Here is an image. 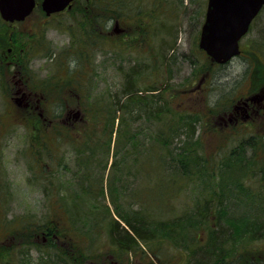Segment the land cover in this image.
I'll return each instance as SVG.
<instances>
[{
	"label": "rangeland",
	"instance_id": "obj_1",
	"mask_svg": "<svg viewBox=\"0 0 264 264\" xmlns=\"http://www.w3.org/2000/svg\"><path fill=\"white\" fill-rule=\"evenodd\" d=\"M40 1L37 0L35 10L22 22L12 25L0 18V219L26 217L35 223L49 216L50 198L43 194V185L59 190L61 199L52 198L55 202L67 200L62 197L65 190L79 191L80 187L84 188L86 183L91 181L92 184L99 185L97 179L103 173L102 183L105 184L104 178L111 175V172H108L111 158L104 169L100 165L94 167L91 164L81 165L70 143H67L69 144L67 149L66 144L63 143L56 153L58 158L53 155L49 160L50 158L42 153L40 157L46 165V173L40 176L41 171L37 173V169V172H33L30 167L31 160H29L34 156L32 146H39V143L34 141V137L40 135L31 136L29 134L31 127L28 125L30 122L27 121L31 117H37L36 124L43 123L45 126H50L57 121H63L64 117L68 123L80 119L82 111L78 89L82 87V93L88 94L91 99L105 90L116 91L122 84L123 73L129 69L135 59L134 52L120 50L116 46H106L102 50L99 49L93 59L92 57L85 58L86 72L81 80L83 82L80 81L71 90L62 94V97L60 94L63 87L61 86H52L53 88H47L46 91H44L45 88H38L39 82L54 80L53 77L63 73L66 69L67 56L58 57V55L61 49L68 46L71 41L65 28L70 15L64 13L60 14V17L54 15L44 18L40 13L44 14L40 8ZM181 1L182 5L186 6L187 13L180 12L183 7L178 5L176 7L179 11L178 15L184 16L183 18L179 16L176 20H183H178L179 24L169 23L171 30L177 32L178 35L175 45H170L172 37L168 33L158 31V36L155 35L153 41L154 54L152 57L140 58L142 74L138 83L142 85L144 80H152L155 77V68L150 60L155 59L157 63L159 59L161 33L165 38L163 52L171 64L169 83L172 89L178 92L174 103L187 115L183 118L187 124L182 128L179 126L177 130L179 134L172 140L169 148L174 153L180 152V147L187 146V143L192 141L197 155L206 160L200 161L206 164V167H203L204 170H210L209 174L214 172L215 176L203 174L197 178L196 175L191 174L187 178L188 181L184 180L174 185L164 183L168 175L161 163L153 168V171H148L150 176L146 179L142 172H137L136 175L131 173L135 169L134 166L128 167L126 163L124 165L121 163L119 168L114 169L116 174L114 185L120 190L122 187H129L136 191L141 186L146 188V197L152 198L154 203L149 202L147 198H137L133 191L129 196L126 195V191H123V195L120 193L119 198L121 204L132 206L130 208L137 211L142 210L143 213L140 216L145 218L149 226L151 218L161 217L158 219H162L178 215L185 209L184 203L189 204L186 210L190 212L194 201L212 197V204H219L216 208L219 206L220 210L216 215L208 216V219L210 218L218 228L209 231L205 228L207 224L205 223V226L199 229H186L188 237L185 240L182 239V243L171 242L157 245L161 248L160 253L157 252V254L162 261H157L149 255L139 259L137 254L131 257L123 251H116L107 237V232L102 228L93 236V242L90 244L93 258L88 261V264H92L91 262L93 264H98V262L99 264H139L141 260V264H161L164 261H168L167 264H179L178 260L191 256L197 261L200 258L212 261L213 254L209 246H212L214 241L215 245H218V242L223 239L228 241L227 248H231L230 252L232 248L234 249V264H239L241 253L243 257H246L244 253L247 252L250 255L254 252L259 260L264 261V237L255 238L250 236L249 232L244 231L238 214L241 209L245 210L264 204V189H261V185H258L260 181L257 180L261 176L258 167L264 166V151L261 149L262 153L255 154V151L260 150L254 151V148L248 146L247 142L249 138H253L255 141L259 140L264 143V117L254 114L253 118L248 121L240 118L237 121L228 119L233 116L230 112L239 97L253 96L264 89V7L240 40L241 54L224 64L209 66L210 69H204L200 77L194 74V71L196 72L194 67L198 66L199 61L202 60V53H199L197 46L200 25L196 26L194 18H196V12H199L198 14L201 12L200 21L202 22L206 0H178L177 2ZM192 11H194L193 14ZM66 15L67 18H65ZM15 33L21 36L20 39L24 42L17 49L12 39ZM28 34L30 37L26 39ZM33 34L42 35L40 37L43 41L42 47L37 45L38 39L35 40ZM109 35L118 42H120L119 37L123 36L119 27H114L109 31ZM122 44L123 42L118 45L121 47ZM144 61H147L146 65ZM72 66L70 64L69 68L71 69ZM50 76L53 77L49 78ZM23 81L27 83L24 84ZM22 90L26 92L27 97L21 98ZM60 98L63 99L64 108L61 109V115H57L60 111L57 104ZM153 100L161 103L156 96ZM141 110H143L141 111L142 118L140 116L135 124L142 126V131L137 138L146 146L149 144L147 143L148 138L152 137L151 134H155L157 122L154 123L152 120L145 122L144 109ZM172 123L173 126L180 125L179 120H174ZM47 128L53 129L52 126ZM256 131L260 132L256 133ZM47 135L55 136L54 132H47L45 136ZM239 141H242L241 145H238ZM138 147L141 151L143 150L141 143ZM126 148L127 145H124L123 149ZM144 150L146 153L147 150ZM91 168L90 173L88 170ZM128 168H131L130 171ZM141 168L144 169L143 166ZM246 175L248 178L245 179ZM44 177L48 182L51 180L53 183H45ZM86 178L89 180H85ZM171 178L177 179L174 172ZM261 183L264 185L263 179ZM177 186H179L178 189ZM98 199L111 208L113 207L107 195ZM61 210H65L64 205H61ZM152 214L154 216H150ZM82 218H87V216L83 215ZM81 223L85 228L91 226L89 220L83 219L78 225ZM29 227V230H24V235L32 230L33 227ZM91 232L89 229L87 235H91ZM10 234L20 235V232L17 233L14 227L9 230L0 227V244L13 245L12 264H44L47 260L44 254V248L47 246V238L43 236L45 234L35 236V242L40 248L28 245L26 236L20 239L16 237L7 239ZM82 237L78 235L74 239L81 245L82 243L87 244L86 238ZM71 238L73 239L72 236ZM141 244L145 245L148 251V245ZM244 247L247 251L243 252ZM193 249L197 251V255L192 254ZM48 264L54 263L49 262Z\"/></svg>",
	"mask_w": 264,
	"mask_h": 264
},
{
	"label": "trees",
	"instance_id": "obj_2",
	"mask_svg": "<svg viewBox=\"0 0 264 264\" xmlns=\"http://www.w3.org/2000/svg\"><path fill=\"white\" fill-rule=\"evenodd\" d=\"M177 1L75 0L72 7L64 12L70 15L65 28L70 35L71 41L68 46L61 49L58 57L67 56L66 69L55 77H49L55 78L54 80L39 82L38 85L40 86L38 88H45L44 91H46L47 88L61 86L63 87L60 94L62 97V94L79 84L85 75V58L92 57L93 59L95 53L106 46H116L120 50L134 52L135 62L132 61L129 69L123 73L122 84L114 92L105 90L91 99L88 94L82 93V87L78 89L82 111L80 119L68 123L64 120V117L63 121H57L50 126H45L43 123L41 125L36 124L37 117H31L27 121L30 122L28 125L31 127L29 134L31 136L40 135L34 137V141H37L39 146H32L34 156L29 158L33 172H37L36 170L38 169L37 173L41 171L39 173L40 176L44 172L46 173V165L43 160L41 161L40 157L42 153L46 154L50 158L49 160H51L53 155L58 158L56 153L63 143L66 144V149L69 146L67 143H70L71 148L79 157L81 165L91 164L93 167L100 165L104 169L111 158L108 169L111 175L108 178H104L105 184L102 183L103 173L97 179L99 185L96 183L92 184L90 180L91 182L86 183L84 188L80 187L79 191L74 189L65 190V196L62 195V197L67 200L55 202L53 199H61L59 190H53L51 187L47 188L43 185V194H45V197L50 198L49 216L45 220L35 223L26 217H15L7 220L3 217L0 219V227L8 230L14 227L17 233L20 232V235H8L7 239L13 237L20 239L26 236L28 245L40 248L35 242V236L37 234H45L43 236L47 238V246L44 248V254H46L47 260H45L44 264L49 262L54 264H88V261L93 258L90 251L93 236L102 228L107 232V237L116 251H123L127 255H131V257L133 254L136 256L137 249L140 248L139 242H141L148 245V251H145V256L149 254L157 261H162L157 254L161 248L157 245L171 242L182 243V239L185 240L188 237L185 232L186 229H199L205 226V223H207L205 228L209 231L218 228L217 225L211 222L210 218L208 219V216L212 217L220 210L219 206L216 208V205L219 204H212V197L194 201L190 212L186 210L189 204L187 203L188 205H186L184 203L185 209L178 215L163 217L162 219H158L161 217L148 218L149 226L145 218L140 216L143 213L142 210L139 209L137 211L130 208L132 206L121 204L119 198V194H122L123 191H126L128 196L133 191L137 198H147L149 202L154 203L152 198L146 197V188L141 186L136 191L129 187H122L121 191L120 188H116L114 185L116 180L114 169L119 168L121 163L123 165L126 163L128 167L134 166L135 169L131 173L136 175L137 172H142L145 179L150 176L148 171H153V168L161 163L166 175H168L165 177L164 183L174 185L184 180L188 181L187 178L191 174L196 175L197 178L203 176V174L215 176L214 172L209 174L210 170H204L206 164L200 161L206 160L197 155L192 141L188 142L187 146L180 147V152L174 153L169 148L172 140L179 134L177 131L179 126L182 128L187 124L183 119L187 115L182 109L177 108L174 103L178 92L172 89L169 83L171 64L163 52L165 38L161 33L159 38V59L157 63L154 61L155 59L150 60L151 65L155 68V79L144 80L142 85L138 83L142 74L140 72V58L152 57L155 50L153 41L155 35L158 36V31L168 33L172 37L170 45H175L178 35L177 32L171 30L170 24H179L178 20L183 19L176 20V18L179 16L183 18L184 16L178 15L179 11L176 10V7L178 5L183 7L180 12L187 13L186 6L182 5L183 2ZM40 13L46 18L42 12ZM191 13L193 14L194 11ZM198 13L196 12V18H194L196 26L201 23L200 16L202 14L201 12L200 14ZM56 16L60 17V14ZM65 18H67V15ZM109 21H111L110 26ZM114 27H119L123 34V36L119 37L120 42L109 35V31ZM20 37L15 33L14 38H12L15 41V47L17 46L16 49L23 42ZM28 37H30L29 34L26 39ZM40 37L42 35L33 34V38L35 40L38 39L37 45L42 47L43 41ZM121 42L123 44L120 47L118 44ZM199 53H202V60L199 61L198 66L194 67L196 69L194 74L196 73L201 77L203 70L210 69L208 67L214 63L203 51L200 50ZM257 57L259 58L258 55ZM144 63L146 65L147 61H144ZM70 64L73 65L71 69L69 68ZM23 82L24 84L27 83L26 81ZM68 95L72 96V94ZM155 96L161 103L153 100ZM57 104L60 110L57 115H61V109L64 108L63 99L60 98ZM141 109H144L145 122L150 120L154 123L157 122L155 134H151L152 137L148 138L147 143L149 144H146V146L137 138L142 131V126L135 124L141 116V111H143ZM188 118L191 117L188 116ZM174 120H179L180 125L173 126L172 122ZM51 126L53 129L47 128ZM181 128L180 131L182 130ZM47 132H54L55 136H45ZM189 135L191 136V134ZM252 140L253 138H249L247 141L249 143L248 146H252L254 151H261V149L264 151V143L259 140H253L254 143L252 144ZM140 143L143 146L142 151L138 147ZM241 143L242 141H239L238 145H241ZM124 145H127L126 149H123ZM144 149L147 150L146 153ZM252 164L254 165V163ZM142 166L144 169L141 168ZM92 168L88 170L90 173ZM130 169L128 168V171ZM173 172L176 174V180L171 178ZM258 172L261 174L257 178L260 181L258 185H261L260 187L263 190L264 185L261 180H264V166H259ZM168 179H170L169 182ZM43 181L47 184L52 182L51 180L48 182L45 177ZM178 188L179 186H177ZM105 195L108 196L110 204L113 206L112 208L98 199ZM158 201H160L159 198ZM61 205L65 206V210L60 211ZM238 214L244 231L249 232L250 236L255 238L264 237V204L255 205V207L252 206L245 210L241 209ZM78 215L80 216L78 217ZM83 215H86L87 218H82ZM150 216H154V214ZM83 219L89 220L91 226L85 228L82 223L78 225ZM29 226L33 227L32 230L24 235V230H29ZM89 229L92 231L91 235H87ZM78 235L86 238L85 242L87 241V244L82 243L81 245L80 242L77 243L74 237ZM214 237H217L215 232ZM215 244L214 241V244L209 246L211 247L210 252L213 254L212 261L202 258L197 261L195 257L192 258L191 256L186 259L182 258L177 262L179 264H234V249L232 248V252H230L231 248H227L228 241L223 239L218 242V245ZM12 248L13 245L0 244V264H12ZM242 250L243 252L247 251L246 247L242 248ZM192 254L197 255L198 253L193 249ZM244 254L246 257H243V253H241L239 264H259L262 261L256 257L257 255L254 252H251V255L249 252ZM91 263L93 264V262ZM167 263L168 261L161 262V264Z\"/></svg>",
	"mask_w": 264,
	"mask_h": 264
},
{
	"label": "water",
	"instance_id": "obj_3",
	"mask_svg": "<svg viewBox=\"0 0 264 264\" xmlns=\"http://www.w3.org/2000/svg\"><path fill=\"white\" fill-rule=\"evenodd\" d=\"M72 1L41 0L40 7L49 15L69 8ZM263 4L264 0H207L198 47L217 63L239 54V39ZM35 5L36 0H0V17L7 22L21 21Z\"/></svg>",
	"mask_w": 264,
	"mask_h": 264
},
{
	"label": "flooded vegetation",
	"instance_id": "obj_4",
	"mask_svg": "<svg viewBox=\"0 0 264 264\" xmlns=\"http://www.w3.org/2000/svg\"><path fill=\"white\" fill-rule=\"evenodd\" d=\"M25 91H21V98L27 97ZM233 116L229 117V120L237 121L238 118L244 121L252 119L253 115H259L264 117V89H261L256 95L253 96H244L237 99L236 104H234L231 112ZM230 114V115H231ZM233 118V119H232ZM256 153H262L261 151H255ZM245 179L248 178L246 175ZM145 245L141 244V247L137 249V257L143 259L145 256ZM136 257V258H137ZM152 257V256H150ZM140 261V260H139ZM142 263V260L139 264ZM259 264H264V261H261Z\"/></svg>",
	"mask_w": 264,
	"mask_h": 264
},
{
	"label": "clouds",
	"instance_id": "obj_5",
	"mask_svg": "<svg viewBox=\"0 0 264 264\" xmlns=\"http://www.w3.org/2000/svg\"><path fill=\"white\" fill-rule=\"evenodd\" d=\"M111 25V21H109V26Z\"/></svg>",
	"mask_w": 264,
	"mask_h": 264
}]
</instances>
